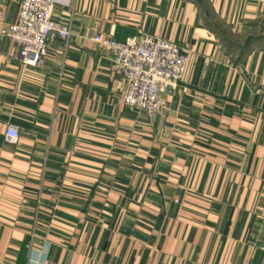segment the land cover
I'll use <instances>...</instances> for the list:
<instances>
[{
    "label": "crops",
    "instance_id": "crops-1",
    "mask_svg": "<svg viewBox=\"0 0 264 264\" xmlns=\"http://www.w3.org/2000/svg\"><path fill=\"white\" fill-rule=\"evenodd\" d=\"M18 9L0 0L4 24ZM51 18L69 37L40 69L0 37V264H264V0H54ZM142 35L188 51L151 119L93 42Z\"/></svg>",
    "mask_w": 264,
    "mask_h": 264
},
{
    "label": "built area",
    "instance_id": "built-area-1",
    "mask_svg": "<svg viewBox=\"0 0 264 264\" xmlns=\"http://www.w3.org/2000/svg\"><path fill=\"white\" fill-rule=\"evenodd\" d=\"M53 6L54 0H19L13 24H4V15H1L0 37L13 45L20 67L40 69L48 43L67 41L68 27L52 21ZM93 42L108 53L111 70L124 83L123 105L148 119L161 114L165 107L164 98L174 95L184 76L187 51L151 35L133 37L123 43L96 36ZM4 137L7 143L15 144L17 128L8 126Z\"/></svg>",
    "mask_w": 264,
    "mask_h": 264
},
{
    "label": "rangeland",
    "instance_id": "rangeland-1",
    "mask_svg": "<svg viewBox=\"0 0 264 264\" xmlns=\"http://www.w3.org/2000/svg\"><path fill=\"white\" fill-rule=\"evenodd\" d=\"M261 41H263L264 39H259ZM264 47V46H263ZM186 50V49H185ZM187 51V50H186ZM187 58H188V51H187ZM187 64H188V61H187ZM187 67V66H186Z\"/></svg>",
    "mask_w": 264,
    "mask_h": 264
}]
</instances>
